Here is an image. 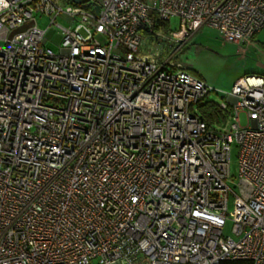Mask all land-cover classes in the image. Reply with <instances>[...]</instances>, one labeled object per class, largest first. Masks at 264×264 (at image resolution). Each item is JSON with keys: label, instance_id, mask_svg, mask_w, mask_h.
I'll return each mask as SVG.
<instances>
[{"label": "built area", "instance_id": "built-area-1", "mask_svg": "<svg viewBox=\"0 0 264 264\" xmlns=\"http://www.w3.org/2000/svg\"><path fill=\"white\" fill-rule=\"evenodd\" d=\"M204 26L250 44L264 0H0V264H264V76L208 123Z\"/></svg>", "mask_w": 264, "mask_h": 264}, {"label": "rangeland", "instance_id": "rangeland-1", "mask_svg": "<svg viewBox=\"0 0 264 264\" xmlns=\"http://www.w3.org/2000/svg\"><path fill=\"white\" fill-rule=\"evenodd\" d=\"M69 21L67 18L59 17L56 24L67 26ZM170 25L172 29L176 28L177 20L172 19ZM47 26L48 20L40 18L39 27L46 28ZM45 37L46 47L58 53L62 41L61 29L52 25L47 29ZM99 39L103 40L100 36ZM186 59L191 69L190 73L203 80L212 89L204 104L226 102L227 94L239 78L252 74L264 76V29L254 37L252 43L238 46L223 41L216 30L204 26L190 38ZM237 155L238 148L233 143L230 153L232 179L237 174ZM230 185L233 187L232 182ZM231 207L232 198L230 197L229 209ZM231 229L232 224L227 222L223 228L224 236H232Z\"/></svg>", "mask_w": 264, "mask_h": 264}, {"label": "trees", "instance_id": "trees-1", "mask_svg": "<svg viewBox=\"0 0 264 264\" xmlns=\"http://www.w3.org/2000/svg\"><path fill=\"white\" fill-rule=\"evenodd\" d=\"M167 28V26H166ZM201 113L204 115L206 121L208 123H213L215 119L218 116V109L215 104L213 103H208L204 106H201ZM221 264H251L250 261H244V260H238V261H231V260H226L222 261Z\"/></svg>", "mask_w": 264, "mask_h": 264}, {"label": "crops", "instance_id": "crops-1", "mask_svg": "<svg viewBox=\"0 0 264 264\" xmlns=\"http://www.w3.org/2000/svg\"><path fill=\"white\" fill-rule=\"evenodd\" d=\"M147 2H151L152 0H146ZM171 22V21H170ZM189 43V42H188ZM188 43L186 44V46H185V51H184V53L181 55V57H180V61L183 63V64H185L186 66H187V68L189 69V71L191 70L190 69V67L188 66V61H187V59H186V53H187V45H188Z\"/></svg>", "mask_w": 264, "mask_h": 264}, {"label": "water", "instance_id": "water-1", "mask_svg": "<svg viewBox=\"0 0 264 264\" xmlns=\"http://www.w3.org/2000/svg\"><path fill=\"white\" fill-rule=\"evenodd\" d=\"M72 1L75 3H81L83 0H72ZM96 10H97V8H96Z\"/></svg>", "mask_w": 264, "mask_h": 264}]
</instances>
